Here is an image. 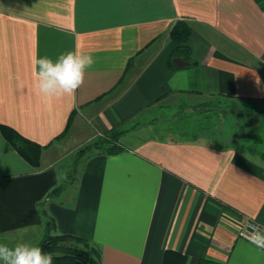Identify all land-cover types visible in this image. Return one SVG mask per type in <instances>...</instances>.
I'll return each mask as SVG.
<instances>
[{
	"label": "crops",
	"instance_id": "0c3cea01",
	"mask_svg": "<svg viewBox=\"0 0 264 264\" xmlns=\"http://www.w3.org/2000/svg\"><path fill=\"white\" fill-rule=\"evenodd\" d=\"M177 18L195 63L177 52L171 68ZM76 49L95 61L84 83L45 102L34 58ZM209 96L264 103V0H0V122L45 145L34 167L0 133V242L43 235L38 203L61 181L59 134L84 141L118 127L123 148L86 155L46 199L54 231L97 244L100 264H163L167 249L185 264H264V249L236 234L249 220L264 228V157L198 133L141 134L165 108L179 116Z\"/></svg>",
	"mask_w": 264,
	"mask_h": 264
},
{
	"label": "trees",
	"instance_id": "16d2710c",
	"mask_svg": "<svg viewBox=\"0 0 264 264\" xmlns=\"http://www.w3.org/2000/svg\"><path fill=\"white\" fill-rule=\"evenodd\" d=\"M169 37L176 45L167 57L166 63L169 67L173 68L172 57L175 53L184 54L188 58L189 64H194L195 61L191 58L190 48L188 46V38L190 35V26L186 19L177 18L173 21L168 31ZM200 94V93H199ZM229 99L221 98L219 96H209L193 102L191 109L202 113L203 118L210 117L211 114H219L222 116L233 111L237 115L247 114L252 118L258 113H264V103L261 102L258 105H252L250 108L246 107H232L227 103ZM231 102V100H229ZM182 115V114H181ZM180 115V116H181ZM71 114L69 115L66 127L70 121ZM251 121V120H250ZM250 124H252L250 122ZM65 127V129H66ZM206 127H201L197 130H202ZM122 132L121 128L111 127L103 135L97 136L95 140L86 144L82 148H79L78 153L81 155H88L93 153H114L120 151L123 145L118 140L119 134ZM0 133L5 140V148L15 150L25 161L34 167H38L40 164L41 151L45 146L32 139H29L20 134L13 127L8 124L0 122ZM62 134V133H61ZM251 132L244 131L243 135L238 139L244 144L251 152H257L264 157V150L256 148V146L248 145L246 140L251 136ZM253 141L263 140L264 134L259 135L255 133ZM60 136V134L58 135ZM57 136V137H58ZM67 180H61L54 185L44 196V198L38 203L39 214L44 219V232L38 245L45 251L51 252L54 256L53 264H100L101 251L97 244H94L89 239L67 232L54 231L55 224L51 217L47 214L44 203L46 199L57 195L67 184L72 182L75 177L72 178V173L66 174ZM185 257L183 254L176 250L167 249L164 251L163 264H185ZM211 262L209 259L201 258L199 264H208Z\"/></svg>",
	"mask_w": 264,
	"mask_h": 264
},
{
	"label": "rangeland",
	"instance_id": "374dc122",
	"mask_svg": "<svg viewBox=\"0 0 264 264\" xmlns=\"http://www.w3.org/2000/svg\"><path fill=\"white\" fill-rule=\"evenodd\" d=\"M229 100H231V102H229ZM229 100L227 103L232 107L250 108L252 105L261 103L258 101H243L241 99ZM164 111L160 113L163 114V116L161 115L162 118L160 115H157L154 122L152 119V122L150 120L148 123L146 122L147 124L140 125L147 126L145 130L141 131V134L190 140L192 139V135L198 133L197 136L193 138L194 140L207 141L205 135H208L214 143H231L237 145L241 142L236 138H240L244 131H248L252 134L245 143L256 146V148L260 150H264V139H256V141H253L256 136L255 133L259 135L264 134V113H258L252 118L250 115H237L235 112L231 111L225 116L211 114L209 115L210 117L202 119L203 116L200 117L202 113L191 110L190 105L184 108V113L182 115L180 114L181 116H176V114H174L175 111L172 109L165 108ZM250 122L252 124H250ZM179 125L183 126V128L186 126V131L179 132L178 128L176 129ZM201 125L206 128L197 132ZM158 126H160V128L163 127L162 129L166 128V130L158 129ZM96 138H98L97 135H93L84 141H77L76 138H71L69 133H63L55 139V142L60 141L61 143L54 152L55 161L53 165L58 168L62 181L67 180V173H72V178L75 177L83 157L86 156L85 154L81 155L78 153L79 148H82Z\"/></svg>",
	"mask_w": 264,
	"mask_h": 264
},
{
	"label": "clouds",
	"instance_id": "9594fccd",
	"mask_svg": "<svg viewBox=\"0 0 264 264\" xmlns=\"http://www.w3.org/2000/svg\"><path fill=\"white\" fill-rule=\"evenodd\" d=\"M95 63L91 54L79 49L60 53L55 59L45 55L34 58L37 94L45 102L72 96L84 83L87 71ZM246 239L264 249V228L248 224ZM54 256L30 241L0 242V264H53Z\"/></svg>",
	"mask_w": 264,
	"mask_h": 264
},
{
	"label": "built area",
	"instance_id": "2783aa9c",
	"mask_svg": "<svg viewBox=\"0 0 264 264\" xmlns=\"http://www.w3.org/2000/svg\"><path fill=\"white\" fill-rule=\"evenodd\" d=\"M249 223H256V224H258V225L261 226V224H259L257 221H252V220L246 221V222L241 223V224H237V227H236V234H237V236H240V237L246 239L245 238L246 237V234L249 231V229L247 227Z\"/></svg>",
	"mask_w": 264,
	"mask_h": 264
}]
</instances>
